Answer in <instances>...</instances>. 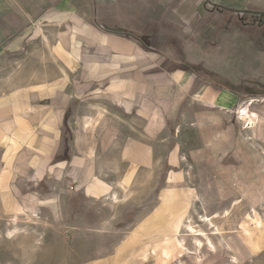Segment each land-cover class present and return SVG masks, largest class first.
<instances>
[{
	"label": "rangeland",
	"instance_id": "rangeland-1",
	"mask_svg": "<svg viewBox=\"0 0 264 264\" xmlns=\"http://www.w3.org/2000/svg\"><path fill=\"white\" fill-rule=\"evenodd\" d=\"M205 1L200 21L189 14L169 33L186 46L188 69L208 81L197 86L264 93V0ZM28 57L0 58V264H264V148L237 113L192 100L190 119L153 132L157 106L124 114L106 87L71 103L51 160L35 147L47 136L41 105L50 106L35 80L55 70L35 67L49 51ZM233 62L248 75L239 65L224 70ZM24 149L30 168L8 175ZM226 210L212 235L201 217ZM189 224L213 247L204 237L197 249Z\"/></svg>",
	"mask_w": 264,
	"mask_h": 264
},
{
	"label": "crops",
	"instance_id": "crops-1",
	"mask_svg": "<svg viewBox=\"0 0 264 264\" xmlns=\"http://www.w3.org/2000/svg\"><path fill=\"white\" fill-rule=\"evenodd\" d=\"M206 5L205 0H0V58L19 60L26 53L29 60H36L41 53H51L50 59L41 57L35 64L55 70L35 80V84L45 86L39 93L41 104H50L41 105V130L47 136L42 135V144L35 147L50 150L41 157L52 160L56 155L71 103L106 87L114 90L113 103L124 114L150 108V104L157 106L151 120L153 132L165 130L169 118L190 119L193 112L187 107L192 100L224 114L239 113L240 107L255 100L247 105L249 112L259 116L254 129L250 130L249 120H238L249 135L254 133L262 150L264 132L258 127L264 119V93L255 92L248 84L242 86L246 91L241 95L213 83L201 85L208 89L204 92L197 86L201 78L182 60V47L186 46L169 35L172 23L176 30L188 25L189 14L191 21H200L204 11H209ZM237 65L233 62L223 68L235 70ZM238 69L243 76L249 73L241 65ZM31 155V150H21L7 174L27 172L33 162L27 159ZM3 168L7 169V164Z\"/></svg>",
	"mask_w": 264,
	"mask_h": 264
},
{
	"label": "bare ground",
	"instance_id": "bare-ground-1",
	"mask_svg": "<svg viewBox=\"0 0 264 264\" xmlns=\"http://www.w3.org/2000/svg\"><path fill=\"white\" fill-rule=\"evenodd\" d=\"M254 102H255V100H251V101H249V103L247 102L248 103L247 105L254 104ZM247 105L244 106V107L243 106L240 107L239 108V113H237V115L239 116V120L240 121H244L245 122L246 120L247 121L249 120L250 121L249 124L251 126L250 130H253L254 127H255V121H254L255 117L256 116L259 117V116L258 115L255 116L254 114L249 112L250 107L247 106ZM113 200H114V203H118L119 202V199H118V197L116 195L113 196L112 201ZM229 216H230V210H226V212H224L222 214H218L217 213V214L213 215L212 217L202 216L200 222L205 224V225H207V226H211L213 228V231H214V233L212 235H217V234H220V229L219 228L216 229V225H215L216 220L218 221V219L227 218ZM262 219H263L262 222L264 223V216H262ZM187 227H188V230H189L188 232L191 233V235H193L195 237L194 241H195V247L197 249H203L204 248L203 245L205 244V242H203V239H202L204 237L206 238V241L208 242V244L211 245V247H213V243H212L211 239L208 237V235L206 234V232L204 230H202V229L197 230L192 224H189ZM247 237H249V236L247 235ZM206 245L207 244H205V246ZM200 260H201V258H200ZM200 260L198 259V261H200ZM200 264H202V263H200Z\"/></svg>",
	"mask_w": 264,
	"mask_h": 264
},
{
	"label": "flooded vegetation",
	"instance_id": "flooded-vegetation-1",
	"mask_svg": "<svg viewBox=\"0 0 264 264\" xmlns=\"http://www.w3.org/2000/svg\"><path fill=\"white\" fill-rule=\"evenodd\" d=\"M218 10L222 11V7L217 8Z\"/></svg>",
	"mask_w": 264,
	"mask_h": 264
}]
</instances>
